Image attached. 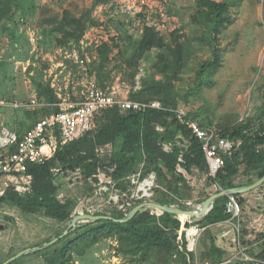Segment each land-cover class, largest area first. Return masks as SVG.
Returning a JSON list of instances; mask_svg holds the SVG:
<instances>
[{
  "label": "rangeland",
  "instance_id": "obj_1",
  "mask_svg": "<svg viewBox=\"0 0 264 264\" xmlns=\"http://www.w3.org/2000/svg\"><path fill=\"white\" fill-rule=\"evenodd\" d=\"M22 1L26 3L27 11L26 16L19 12L16 17L20 21L19 32L22 34L18 42L13 41L0 25V99L26 103L37 98L38 106L29 111L32 114L39 112V115L30 118L23 110L0 108V125L24 133L34 121L52 114L44 115L40 113L42 110L51 112L55 106L84 101L92 82L105 92H115L120 99L131 100V93L141 88L144 79L167 81L162 73L161 50H151L139 60L133 57L146 26L155 28L168 45H171L170 37L174 32H178L182 41L188 38L193 40V56L187 64H180L179 73L172 82L180 105L200 122L217 131L247 121L257 125L264 122V0H214L228 2L230 23L218 35L220 68L207 69L203 73L200 68L213 58L210 45L213 23L201 18L194 21L198 0H117L106 6H97L92 16L100 21V26L88 29L79 43L65 41L64 33L56 29L57 25L66 12L76 18L83 16L94 0ZM32 1L36 4V11L31 10ZM8 24L9 27L13 25L11 21ZM82 41L85 45L82 52L88 58L84 66L63 58L65 48H74ZM103 44L110 45L112 50L109 61L101 67L99 49ZM99 75L103 84L98 80ZM39 82L50 84L59 103H47L38 97L36 83ZM168 143L171 144L165 145L182 147L176 138ZM122 146L123 140L118 139L99 148L104 149V152L98 150L100 162L109 172L101 169L94 178H85L80 169L67 173L60 169L52 170L57 187L55 196L60 202H75V217L94 213L112 217L117 210L125 208L126 202L131 205L155 202L165 194L174 195L179 202L193 210L223 191L217 175L211 176L208 170L194 168L187 173L178 167V171L187 179V184L180 183L179 194L169 193L167 187L156 178L151 196L142 198L138 193L142 189L141 183L154 174L153 166L143 159L124 179L116 180L111 175L113 170L109 169V165L119 157ZM168 175L175 180L174 175ZM237 182L246 184L248 179L241 175ZM119 183L125 188L119 187ZM236 200L240 209L238 217L233 215L232 219L212 228L237 247L228 253L226 264H253L256 260L250 253L257 254L264 247V184L236 197ZM240 200L244 203L241 204ZM179 219L182 223L177 241L179 247L183 232L187 234L196 226L200 233L192 247L189 239L194 263L214 264L209 254L211 240L206 230L208 226L199 225L195 220L182 219L181 215ZM64 227L65 222L48 218L43 212L27 215L13 205L0 202V263L24 250L40 247L42 250L27 253L19 259V263L46 264L62 244L46 245ZM78 229L77 226L71 234L68 233L67 239L75 238L84 230ZM120 247L116 237L102 238L92 245L81 243L72 252L71 263L135 264L131 256L120 251ZM172 264H181L179 258L174 257Z\"/></svg>",
  "mask_w": 264,
  "mask_h": 264
},
{
  "label": "trees",
  "instance_id": "obj_2",
  "mask_svg": "<svg viewBox=\"0 0 264 264\" xmlns=\"http://www.w3.org/2000/svg\"><path fill=\"white\" fill-rule=\"evenodd\" d=\"M114 1L117 0H94L92 7L80 18L73 17L69 12H66L56 29L64 33L65 41L74 40L79 43L88 29L100 26V21L92 16V12L96 10L97 6H106ZM25 4L22 0H0V25L2 24V29L9 33L13 41L18 42V37L22 35L19 32L20 21H17L16 17L19 12L26 16ZM31 4V10L36 11V4L33 1ZM197 5L198 10L194 21L196 22L201 18L207 23H213V38L210 41L213 48V58L200 68V72L203 73L207 69H219L221 66L220 53L217 48L218 35L222 28L230 23V18L227 15L229 4L225 1L198 0ZM9 21L13 24L11 27L8 26ZM180 38L178 32L172 33L171 45H168L155 28L149 26L144 28L142 39L139 41L133 57L139 60L151 50H161L162 73L168 80L144 79L141 88L131 93V100L140 102L159 101L163 107L171 110L180 106L179 95L172 80L179 73L180 64H187L190 61L195 48L191 38L185 39V41ZM111 50V46L108 44H103L99 49L101 67H104L105 63L109 61ZM98 80L103 84L101 75H99ZM36 85L40 99L51 104L59 103V99L55 91L51 89L50 84L45 85L39 82ZM22 110L30 118L39 115V112L32 114L27 109ZM49 111L44 109L40 113L44 115L59 113L61 108L55 106L51 112ZM189 118L197 121L203 128L209 129L208 125L200 122L190 112ZM38 120L34 121L28 130ZM158 128L163 130H158ZM16 132L20 137L25 133L18 129ZM220 135L236 143L240 141L242 143L231 155H222L224 167L217 174L219 183L215 180L212 182H217L223 191H227L251 186L264 177V122L258 125L251 121L243 122L232 128L222 129ZM175 138L179 140L182 147L174 144L171 145L169 152L165 151L164 145L166 143L171 144L168 142ZM118 139L123 140L121 153L109 165V169L113 170L111 175L116 180L124 179L145 159L153 166L152 172L156 175L158 182L164 184L169 193L177 195L180 192V183L187 184L185 175L178 171V167L183 168L187 173H191L194 168L209 171L202 143L191 135L187 127L179 124L172 112L149 108L142 112L128 110L123 113L118 107H115L104 111L101 116L97 115L94 128L90 132L81 139L61 147L55 156L45 164L29 165L28 171L34 176L30 192L24 195L11 193L1 197L0 202L13 205L27 215L43 212L48 218L65 222V227L56 234L54 239L62 236L66 231L71 234L74 230L72 223L75 218L73 212L76 204L73 200L60 202L56 198L57 187L54 183L52 170L60 169L61 172L67 173L80 169L85 178L96 177L101 169L109 172L105 169L107 167L100 162L98 150L102 146L115 143ZM14 150L13 148L12 151ZM168 174L174 175L175 180L170 179ZM241 175L248 179L246 184L237 182ZM118 186L125 188L120 183ZM241 195L232 196L240 197ZM229 196L219 197L215 202L214 209L205 218L199 220L196 217H187V219L195 220L199 225L208 226L206 230L211 240L209 254L214 264H226L228 253L237 249L236 245L231 243L228 238L216 234L212 228L218 223L232 219L233 214L227 211ZM240 202L241 204L244 203L243 200ZM154 203L167 207H178L183 211L191 210L190 207L179 202L174 195L165 194V197L157 199ZM137 204L125 205L124 210H117V213L112 217L117 220L127 218L132 209L138 206ZM94 215L100 216L101 214L94 213ZM181 225L179 215L161 212L153 207H145L139 210L131 220L125 223L104 219L96 222H84L78 225L79 229H84L83 232L77 233L75 238L67 239L68 235H65L53 244L54 246L62 244V246L47 259L46 264H72L71 254L79 244L92 245L102 238L110 237L118 239L121 245L120 251L131 256L132 262L135 264H142L143 262L172 264L174 257L179 258L181 264H195L193 252L189 248V238L185 231L182 234L181 247L177 243ZM186 226H189V223H186ZM54 239L49 240L48 243ZM250 254L254 255L256 260L253 264H264V247L257 254L253 252ZM153 259L155 261L150 262ZM10 264H20L19 259Z\"/></svg>",
  "mask_w": 264,
  "mask_h": 264
},
{
  "label": "built area",
  "instance_id": "obj_3",
  "mask_svg": "<svg viewBox=\"0 0 264 264\" xmlns=\"http://www.w3.org/2000/svg\"><path fill=\"white\" fill-rule=\"evenodd\" d=\"M84 41L72 49L62 51V56L73 64L84 66L88 58L82 52ZM38 106V99L33 98L29 102L6 101L0 99V108L32 110ZM61 112L53 113L37 123L20 137L16 131L0 125V198L11 193L24 195L31 191L34 176L29 173V165H43L53 158L56 152L63 146L77 141L90 132L95 125V118L104 111L118 107L120 110H133L142 112L149 108L172 112L179 124L187 127L191 135L202 143V149L209 166V173L216 177L224 167L223 154L231 155L242 141L235 142L220 135V131L203 128L197 121L189 118V111L184 106L176 109L163 107L159 101L140 102L128 99H120L115 92H105L94 82L89 84L84 101L59 105ZM158 130H163L158 128ZM165 151L171 147L164 145ZM15 149L12 151V149ZM104 152V149H99ZM156 175H150L141 183L142 189L138 192L142 198L151 196L150 192L155 186ZM98 195V192H96ZM227 211L234 217H238L240 209L236 197L230 195ZM131 205L129 202L125 203ZM125 208H123L124 210ZM195 231V232H192ZM200 229L192 227L187 236L192 247L197 240Z\"/></svg>",
  "mask_w": 264,
  "mask_h": 264
},
{
  "label": "water",
  "instance_id": "obj_4",
  "mask_svg": "<svg viewBox=\"0 0 264 264\" xmlns=\"http://www.w3.org/2000/svg\"><path fill=\"white\" fill-rule=\"evenodd\" d=\"M263 184H264V177L261 178L259 181H257L255 184H253L251 186L234 188V189H230L227 191H222L220 193H217V194L211 196L209 199H207L202 207L196 208L193 210H189V211H183V210L179 209L178 207H167V206H163V205H160V204H157L154 202H147V203H142V204L136 206L128 214L127 218L122 219V220L114 219L111 216H103V215L102 216L101 215L96 216V215H90V214H80L74 218L72 225L74 226V229H75L78 226L77 222H88V221L96 222V221L102 220V219L113 220L115 222L125 223V222H128L129 220H131L139 212V210H141L145 207H153V208H156L158 211L169 212V213L177 214L179 216L185 215L186 218L187 217H196L197 219L200 220V219L205 218L209 214V212L214 209L215 202L219 197L224 196V195L229 196V195H235V194L249 193V192L259 188ZM68 233L69 232L66 231L62 236L52 240L46 246H51V245L55 244L59 239L63 238ZM40 250H42V248H40V247H35L33 249L24 250V251L18 253L17 255L11 257L10 259L6 260L2 264H10V263L20 259L21 257H23L25 254H27L29 252H36V251H40Z\"/></svg>",
  "mask_w": 264,
  "mask_h": 264
},
{
  "label": "bare ground",
  "instance_id": "obj_5",
  "mask_svg": "<svg viewBox=\"0 0 264 264\" xmlns=\"http://www.w3.org/2000/svg\"><path fill=\"white\" fill-rule=\"evenodd\" d=\"M181 218L182 219H185L186 217H185V215H181ZM192 232H195V231H192Z\"/></svg>",
  "mask_w": 264,
  "mask_h": 264
}]
</instances>
